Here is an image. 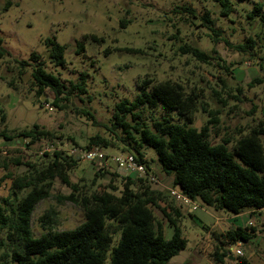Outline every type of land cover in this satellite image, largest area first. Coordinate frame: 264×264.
I'll use <instances>...</instances> for the list:
<instances>
[{"label":"rangeland","instance_id":"obj_1","mask_svg":"<svg viewBox=\"0 0 264 264\" xmlns=\"http://www.w3.org/2000/svg\"><path fill=\"white\" fill-rule=\"evenodd\" d=\"M230 2L232 11L224 17L217 0H0L1 45L10 54V57L0 58V131L38 124L55 136L83 144L88 136L101 130L96 123L110 117L116 102L134 99L143 79H149L151 84L170 80L183 84L186 91L198 93L200 103L193 125L200 128L211 118L209 112H217L218 121L210 127L209 140L219 143L229 137L231 147L240 135L258 124L264 125V22L259 15L248 16L257 4H261L264 11V0ZM183 6L193 9L195 16L182 10ZM206 11L220 33L217 41L202 20ZM90 35L101 40L84 38ZM48 38L65 46L63 66H54L48 61L43 43ZM249 38L252 48L243 51L236 47L249 43ZM77 42L84 45L80 54L75 53ZM185 44L210 54L209 63L183 53L180 48ZM32 52L40 54L45 71L66 84L67 80H75L85 72L87 94L70 97L63 102V110L49 103L53 99L49 90L37 96L29 69L21 76L16 70L7 71L14 64V58L28 60ZM11 78L16 79L14 88L7 83ZM45 99L51 109L46 107ZM81 108L92 111L96 123L84 116ZM161 113V108L143 111L146 120ZM170 115L173 121L181 122L174 112ZM36 149L37 145H33L31 150H26L21 139L0 137V162L2 158L23 155L24 161L39 163L42 159L34 154ZM102 150L108 155L120 153L112 148ZM146 155L152 160L156 177V181H150L151 188L156 189L160 184L171 187V177L162 176L155 151L147 148ZM1 164L0 178L8 171L23 172L15 165H10L6 171ZM115 167L110 163L108 170L112 172ZM96 170L93 163L79 161L69 172V178L73 183L89 185ZM109 182L107 175L98 179L96 186ZM121 183V177L114 179V184L120 186ZM9 187L10 180L0 181V198L7 195ZM156 190L166 191L162 187ZM68 192V187L54 181L51 197L40 201L31 215L34 235L40 233L38 217L49 208L57 213L53 230L72 229L82 220L77 207L56 201V195ZM159 204L164 206L165 203ZM196 204L198 208L191 212L185 207L179 221L186 246L166 264H237L239 256L232 252L234 244L239 245L241 256L251 264H264V208L246 209L234 215L204 206L199 201ZM153 213L157 219H163L157 208H153ZM162 221V231L168 239L172 228ZM238 225L254 228V231L248 230L251 236L248 241L229 242L220 235ZM118 237L119 233L110 248ZM216 247L226 252L223 263H217L211 255ZM108 261L107 258L106 264Z\"/></svg>","mask_w":264,"mask_h":264},{"label":"trees","instance_id":"obj_2","mask_svg":"<svg viewBox=\"0 0 264 264\" xmlns=\"http://www.w3.org/2000/svg\"><path fill=\"white\" fill-rule=\"evenodd\" d=\"M220 14L228 16L231 11L230 0H217ZM182 10L195 16V11L183 6ZM260 16L264 22V11L257 4L248 14L249 18ZM212 32L213 40L219 39L220 33L214 28V22L208 11L202 17ZM123 23V20L121 21ZM93 41H100L94 35L85 36ZM226 41V40H225ZM249 43L239 44V50L252 48ZM227 42V41H226ZM48 61L54 66L65 63V46L46 39ZM0 37V58L10 57L2 47ZM181 51L191 54L195 59L209 63L210 54L190 44L182 46ZM84 51L82 42L76 43L75 53ZM8 72L17 71L21 76L26 69L35 87L36 95L44 94L47 89L53 94L51 102L58 110L65 109L63 102L72 96L87 94L85 72L77 79L67 80V84L58 76L44 69L40 54L32 52L28 60L13 59ZM7 81L14 88L16 79ZM255 81L260 82L259 79ZM87 101L90 98L87 97ZM200 103L196 91H186L183 84L164 80L151 84L149 79L139 83V91L132 101L121 99L113 105L110 117L96 123L95 115L88 108H81L82 114L101 128L88 136L83 144L70 138V142L81 148H112L122 153L132 154L137 162L146 168L147 175H154L152 160L146 155V149L152 148L161 171L171 177L172 186L179 185L185 196L193 202L215 210H226L234 215L246 209L264 208V125L252 127L248 133L236 138L232 146L229 137L219 143L209 140L210 127L217 123V112H209L207 124L197 128L193 118ZM161 108L158 116L146 120L144 110L154 111ZM205 110V108H204ZM174 112L181 122L173 121L170 113ZM212 125V126H211ZM240 133V132H239ZM0 137L7 140L21 139L26 150L37 145L39 163L24 161L23 155L1 159V167L8 170L10 165L23 169L20 174L11 171L3 174L0 181L10 180L7 195L0 198V264H166L170 258L186 246V239L181 236L179 225L183 217L184 204L174 200L169 191L151 188L147 176L129 173L121 175L109 171V166L95 165L89 185L73 183L69 172L78 161L61 151L38 155L40 141L61 138L54 132L38 124L29 128L0 131ZM109 176L110 182L97 185L98 179ZM121 177L120 186L114 179ZM55 180L69 188L67 194H58V203L69 202L82 213V220L72 229L53 230L57 213L53 208L45 210L37 219L39 235H34L31 215L35 206L51 197ZM95 189L92 190V187ZM23 195H22V194ZM21 194V195H20ZM165 203L160 206L159 203ZM153 208H157L163 219L172 228L170 238H165L163 221L155 217ZM170 210H169V209ZM253 227L237 226L220 234L226 241H248V230ZM119 237L110 248L114 237ZM226 252L216 247L211 254L217 263H223ZM237 264H251L245 257L239 256Z\"/></svg>","mask_w":264,"mask_h":264},{"label":"built area","instance_id":"obj_3","mask_svg":"<svg viewBox=\"0 0 264 264\" xmlns=\"http://www.w3.org/2000/svg\"><path fill=\"white\" fill-rule=\"evenodd\" d=\"M46 107H49V103L46 102ZM51 109V108H50ZM54 151H61L67 155L74 157L79 161H88L98 166H109L110 163H114L116 168L125 172V175L132 173L137 176H147L149 180L156 181V177L152 174H146L145 166L137 162L135 157L130 153H115V154H105L102 148L94 146L91 148H81L74 145L69 140L64 138H53L51 140L42 139L40 141V148L38 150V155H43L44 153H52ZM170 196L184 204L190 211L198 208V205L193 202L190 198L185 196L179 185L171 186L168 188ZM238 242V241H237ZM235 243V242H234ZM232 252L236 256L242 255V250L238 244H234Z\"/></svg>","mask_w":264,"mask_h":264},{"label":"crops","instance_id":"obj_4","mask_svg":"<svg viewBox=\"0 0 264 264\" xmlns=\"http://www.w3.org/2000/svg\"><path fill=\"white\" fill-rule=\"evenodd\" d=\"M151 168H152V166H151ZM115 169H116L117 172H119V174H121V175H125V172H124V171L119 170V169L116 168V167H115ZM152 169H153V168H152ZM162 173H163V172H162ZM164 175H165V174H163L162 176H164ZM161 187L164 188V189H166V190L169 188V187H167L166 185L160 184L159 186H156V189H161ZM184 208H185V207H183L182 210H184ZM168 209H169V208H168ZM185 209H187L188 212H191L189 208L186 207ZM169 210H170V209H169ZM189 214L192 215V213H189ZM233 217H234V215H233ZM164 221H165V219H164ZM162 224H164V223H162ZM238 226H241V225H238ZM210 229H213V228H209V230H210ZM231 245H232V244H231Z\"/></svg>","mask_w":264,"mask_h":264}]
</instances>
